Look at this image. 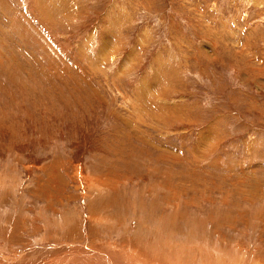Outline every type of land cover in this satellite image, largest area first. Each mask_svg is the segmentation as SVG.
Here are the masks:
<instances>
[{
    "label": "rangeland",
    "instance_id": "1",
    "mask_svg": "<svg viewBox=\"0 0 264 264\" xmlns=\"http://www.w3.org/2000/svg\"><path fill=\"white\" fill-rule=\"evenodd\" d=\"M72 247L264 264V0H0V264Z\"/></svg>",
    "mask_w": 264,
    "mask_h": 264
},
{
    "label": "bare ground",
    "instance_id": "2",
    "mask_svg": "<svg viewBox=\"0 0 264 264\" xmlns=\"http://www.w3.org/2000/svg\"><path fill=\"white\" fill-rule=\"evenodd\" d=\"M55 248V247H54ZM68 249V248H67ZM70 250L65 251L63 254L60 255H56L54 258H59L60 260H52L50 259L49 261V257L43 262V264H81V263H85V264H98L100 263L99 261H104L105 264H118L115 262L114 258L111 259V255L107 256L109 253V251H107V255H103L101 252L103 251H99V249L96 250V248H83V247H72L69 248ZM109 249V248H108ZM134 249H136L134 247ZM62 251V250H61ZM116 251V250H115ZM122 250L120 249V252ZM118 252V251H116ZM125 252V251H123ZM123 252H121L120 255H123ZM136 251L132 250L130 253V256L132 254H138L135 253ZM119 253V252H118ZM117 253V254H118ZM129 254V253H128ZM127 254V256H128ZM113 256L115 254H112ZM119 255V254H118ZM117 255V256H118ZM119 255V256H120ZM147 255V254H146ZM116 256V255H115ZM114 256V257H115ZM124 256V255H123ZM67 257V258H66ZM126 257V256H125ZM124 257V258H125ZM150 257V256H149ZM210 257V256H209ZM123 259V257H121ZM128 258V257H127ZM208 259V256H207ZM221 259V258H220ZM44 260V259H43ZM114 260V261H112ZM143 260V259H142ZM160 261V260H159ZM126 262V261H125ZM130 262V261H129ZM221 263V262H220ZM135 264V263H134Z\"/></svg>",
    "mask_w": 264,
    "mask_h": 264
}]
</instances>
